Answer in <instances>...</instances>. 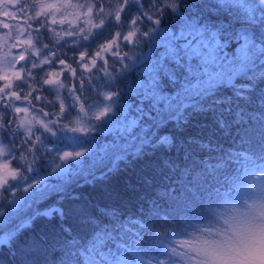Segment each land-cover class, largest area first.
Returning a JSON list of instances; mask_svg holds the SVG:
<instances>
[{
    "label": "snow or ice",
    "instance_id": "1",
    "mask_svg": "<svg viewBox=\"0 0 264 264\" xmlns=\"http://www.w3.org/2000/svg\"><path fill=\"white\" fill-rule=\"evenodd\" d=\"M5 256L264 264V0H0Z\"/></svg>",
    "mask_w": 264,
    "mask_h": 264
},
{
    "label": "rangeland",
    "instance_id": "2",
    "mask_svg": "<svg viewBox=\"0 0 264 264\" xmlns=\"http://www.w3.org/2000/svg\"><path fill=\"white\" fill-rule=\"evenodd\" d=\"M16 195L18 197H23V196H26L27 194H25V193H23L21 191V192L16 193ZM209 207L211 209H214V210H217V211H223L224 210L223 207H218L216 204H211V205H209ZM209 220L212 223H214L217 227H224L223 222H222V220L220 219L219 216L209 217ZM205 222H207V221H197L196 223H205Z\"/></svg>",
    "mask_w": 264,
    "mask_h": 264
},
{
    "label": "trees",
    "instance_id": "3",
    "mask_svg": "<svg viewBox=\"0 0 264 264\" xmlns=\"http://www.w3.org/2000/svg\"><path fill=\"white\" fill-rule=\"evenodd\" d=\"M49 98H51V97H49ZM86 195H87V193H86ZM134 210V209H133ZM4 264H9V262H8V258L5 256L4 257Z\"/></svg>",
    "mask_w": 264,
    "mask_h": 264
}]
</instances>
